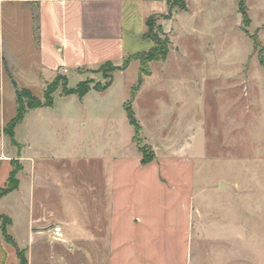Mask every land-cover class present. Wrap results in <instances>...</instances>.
Returning a JSON list of instances; mask_svg holds the SVG:
<instances>
[{
    "label": "crops",
    "instance_id": "obj_1",
    "mask_svg": "<svg viewBox=\"0 0 264 264\" xmlns=\"http://www.w3.org/2000/svg\"><path fill=\"white\" fill-rule=\"evenodd\" d=\"M168 11L165 0H0V191L9 184L13 161L22 167L18 189L0 200L14 197L16 218L9 212L0 216L11 219V229L23 227L30 239L20 245L11 235L14 247L0 221L6 253L0 264H19L17 248L26 252L27 264H264V255H248L241 244L248 227L242 219L249 215L233 199L239 194L221 184L199 187L205 146L184 141L183 122L165 124L157 118L183 117L184 109L194 108L193 96L183 100L172 93L178 77L164 75L174 50L166 61L151 65L132 104L137 108L141 93L147 96L145 123L152 129L146 132L140 124L141 138L155 154L147 164L125 110L130 96L118 105L133 127L127 137L114 124L110 105H85L92 91L83 98L66 96V101L74 96L81 101L75 116L66 101L64 108L28 111L15 129L17 145L5 134L17 112L9 74L19 87L34 95L41 90L43 97L58 75L76 74L82 82L84 72L107 64L124 75L137 62L123 68L128 57L154 46L144 38L146 19ZM114 77L107 90H92L106 94ZM89 115L110 125L93 131L86 124ZM55 227L62 228V239L55 238Z\"/></svg>",
    "mask_w": 264,
    "mask_h": 264
},
{
    "label": "rangeland",
    "instance_id": "obj_2",
    "mask_svg": "<svg viewBox=\"0 0 264 264\" xmlns=\"http://www.w3.org/2000/svg\"><path fill=\"white\" fill-rule=\"evenodd\" d=\"M186 2L187 11L174 9L157 15V25L167 28L174 50L169 57L170 64L164 70V75L178 77V84L173 85L177 90L172 93L183 100L193 96L194 108L191 110L190 105L184 109L183 117L158 115L157 118L165 124L172 120L179 124L183 122L186 126L182 132L184 141L189 139L200 147L205 146L206 160L200 163L199 187L212 184L219 188L221 184L222 189H232L239 194L233 199L240 201L244 205L242 209L245 207L249 215L246 220L241 218L243 225L248 226L244 232L246 244H241L247 247L243 249L248 255L261 256L264 255V67L260 59H264V0H246L248 24L239 12L238 0ZM254 40L258 43L256 48ZM152 64L148 66L150 71ZM115 68L114 65L105 66L83 73L85 81L101 87L115 76L111 91L103 94L91 90L85 105L90 109L102 103L110 105L112 117L117 120L114 124L127 137L129 129L134 133L133 127L129 128L123 107L118 105L123 98L131 96L129 87L138 84L140 62L133 63L124 75L114 71ZM154 70L156 75H161L158 69ZM81 80L76 74L70 75L69 88H76ZM62 85L60 82V89L54 94L57 109L64 108L61 103L66 101ZM35 95L43 99V91L36 90ZM158 101L162 103L163 99ZM66 103L65 108H70L75 116L81 107L79 98L71 97ZM146 105L147 96L141 93L137 108L133 110L140 124L147 127ZM187 111L193 114L186 115ZM80 117L84 118L83 113ZM32 122L33 117L26 124ZM109 123L100 122L95 115H89L86 120L93 131ZM149 129L152 128L147 127L146 132ZM142 144L146 145L143 140ZM212 197L209 196L210 200ZM198 200L201 203L203 196L200 195ZM13 203L14 197L8 198L0 204V211L9 212L16 218V213L11 212ZM255 216L256 220L252 218ZM238 227L234 223L233 229ZM9 228V235L18 239L20 245L28 241L29 235L27 231L23 233V227Z\"/></svg>",
    "mask_w": 264,
    "mask_h": 264
},
{
    "label": "trees",
    "instance_id": "obj_3",
    "mask_svg": "<svg viewBox=\"0 0 264 264\" xmlns=\"http://www.w3.org/2000/svg\"><path fill=\"white\" fill-rule=\"evenodd\" d=\"M165 1L168 5L169 12H173L174 9H178L179 11H187L188 9L186 0H165ZM238 6H239L240 14H242V16L244 17L245 24H248L250 22V19L248 16V9L246 7V0H238ZM158 18L159 16L152 15L148 17L145 21L144 38L153 41L154 43L153 48L147 52L139 53L128 57L123 64V68H126L133 61L140 62L138 84L133 87L130 100L125 105V110L127 112L131 125L134 127L135 130L134 140L138 144L139 151L143 157V163L145 164L153 161L155 158V154L151 147L142 144V140L140 137L141 125L136 119L134 110L132 108V104L137 93L139 92V90L141 89L144 83L145 76L151 75V71L148 69L149 64L166 61L171 51V40L168 34L164 31L162 25H157ZM34 19L35 22H38L37 16H35ZM254 45L255 48L258 46L256 40H254ZM260 63L264 67V59H260ZM105 66H113V65L107 64ZM116 70H121V68L117 67L115 68L114 71ZM9 75L16 92L17 112L15 117L8 123L7 127L5 128V134L11 140L13 145H17V142L15 141V129L17 125L24 120L28 111L43 107L54 106V102H55L54 94L60 89L59 86L60 82H63L61 88L63 96L76 95L79 98L85 97L92 89L99 92L105 91L112 85L113 82V77L111 76L107 84L104 85V87L98 85L93 86V82L90 81H82L79 83V85L76 88H69L68 78L66 76L59 75L55 78V80L51 84L47 86L44 92L43 99H40L36 97L31 90L27 88L19 87V85L14 80L13 76L11 74ZM21 169H22L21 165L17 161H13V172L9 179V184L7 188L2 189L0 191V200L4 196L18 189L19 181L17 179V175ZM0 221L2 222V232L5 240L8 243L15 246L13 238L8 233V228L12 224L11 219L6 216H0ZM17 253L20 261L19 264H27L26 252L21 251L17 248ZM5 255H6L5 251L0 246V263H2V261L5 259Z\"/></svg>",
    "mask_w": 264,
    "mask_h": 264
},
{
    "label": "built area",
    "instance_id": "obj_4",
    "mask_svg": "<svg viewBox=\"0 0 264 264\" xmlns=\"http://www.w3.org/2000/svg\"><path fill=\"white\" fill-rule=\"evenodd\" d=\"M54 236L58 240L63 238V231L61 227H55Z\"/></svg>",
    "mask_w": 264,
    "mask_h": 264
}]
</instances>
